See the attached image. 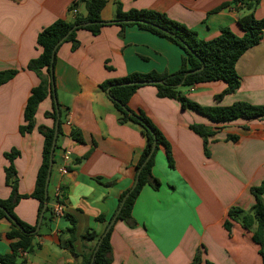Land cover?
I'll list each match as a JSON object with an SVG mask.
<instances>
[{
  "label": "crops",
  "instance_id": "crops-1",
  "mask_svg": "<svg viewBox=\"0 0 264 264\" xmlns=\"http://www.w3.org/2000/svg\"><path fill=\"white\" fill-rule=\"evenodd\" d=\"M104 1L101 20L109 24L96 36L78 30L79 46L74 51L71 42L59 46L54 96L51 93L39 104L34 130L21 135L19 126L26 101L39 84L37 76L26 69L28 62L40 54L37 35L58 19L71 22L77 13L86 12L83 2L78 4L76 14L70 11L76 0H0V71L17 70L14 78L0 87V199L10 196L4 153L16 149L18 192L26 198L19 201L14 214L29 226L37 227L40 219L39 203L31 198L42 162L43 137L38 128L55 126L45 116L53 112L55 103L66 117L47 187L52 200L64 188V194H60L62 216L42 218L31 251L21 256L25 264H79L80 256L95 246V242H84L81 237L91 231L102 235L106 228L95 219H111L121 196L134 184L135 163L145 139L138 126L118 123V112L99 85L132 73H174L181 66L183 52L171 42L136 27L121 32L112 24L117 4L123 11L163 13L196 32L203 41L216 38L222 29L238 37L243 35L237 19L244 11L237 12L233 6L216 11L232 0ZM254 16L264 18V0L255 8ZM235 71L239 88L220 100L215 96L226 88L221 81L181 87L179 91L201 107H229L237 102L264 105V31L261 42L237 61ZM128 107L142 110L163 133L171 147L174 167H168L165 152L159 148L152 174L160 186L153 190L146 185L141 190L132 210L134 228L123 221L113 222L111 264H190L199 249L200 264H264L259 246L252 240L256 224L246 214L255 204L250 189L264 181V120L214 123L192 110H183L175 100L158 98L152 86L139 88ZM193 124L215 130L208 140L209 157L204 154L202 139L189 128ZM71 130L81 133L83 143L71 140ZM65 151L70 153L67 163L62 161ZM107 183L111 185H104ZM231 208L245 214L230 221L227 231L224 222ZM245 215L253 223L251 231L242 226ZM67 216L75 220L72 248L79 258L67 248ZM9 228L10 223L1 219L0 255L10 253L11 241L6 238Z\"/></svg>",
  "mask_w": 264,
  "mask_h": 264
},
{
  "label": "trees",
  "instance_id": "trees-1",
  "mask_svg": "<svg viewBox=\"0 0 264 264\" xmlns=\"http://www.w3.org/2000/svg\"><path fill=\"white\" fill-rule=\"evenodd\" d=\"M261 0H232L231 3L221 5L217 10L233 6V9L244 11L239 15L237 23L243 32L241 37L233 34L229 29H222L220 34L209 41L200 40L196 32L188 29L181 23L175 22L163 13L150 10H129L123 11L121 5L117 4L115 19L112 24H116L123 32L126 28L136 27L146 31L156 37L163 38L183 52L180 68L174 73H132L124 78L108 80L99 85V89L105 93L118 112V123H127L138 126L140 133L145 139V144L135 163L137 182L120 198V205L113 217L117 221H123L129 228H134L136 222L132 216L133 206L144 186L148 185L153 190H157L160 182L152 174L155 153L159 148L165 152L167 164L170 169L174 167L171 147L163 133L142 111H132L128 107L129 100L135 92L145 86H152L157 91V97L161 99H171L177 101L183 110H192L203 115L214 123H227L237 119H260L264 120V105L254 106L245 102H237L229 107H201L195 102L184 97L179 89L181 87L190 88L198 84L221 81L226 85L224 91L215 96L220 100L225 95L233 94L240 86V79L235 71V64L250 48L257 46L264 31V18L258 20L254 16V10ZM80 2L84 3L85 14H76L71 22L58 19L50 26L43 28L37 35L36 45L40 49L37 58L30 60L26 66L28 71L33 72L39 79V84L34 87L26 101L23 110V123L19 126L21 135L30 134L35 128V114L39 104L52 93V81L54 83V66L56 54L59 46L63 42H71L72 50L79 46L76 40V32L85 30L96 36L101 29L109 24L101 20V12L105 6L104 0H76L70 7V11L76 10ZM110 23V24H111ZM200 69V70H199ZM17 70L8 69L0 71V87L14 78ZM142 82H160L159 84L144 85ZM46 117L57 122V138L55 149L52 151V143L55 133V126L51 129L39 127L38 131L43 137L42 162L38 169L34 191L31 198L39 203L38 219L43 214L49 220L55 219L54 206L63 205L60 194H64V188L52 200L45 198L46 182L50 171V161L55 164L57 150L60 149L58 141L64 135L63 126L65 116L59 108H54L52 113H46ZM190 130L203 141L205 156L209 157L208 140L215 135V130L211 127L193 124ZM70 138L74 142L83 143L82 135L77 130L70 131ZM236 140L235 137H228ZM19 156V151L12 149L4 153V158L8 165L4 169L5 183L10 188L9 198L0 199V220L6 219L10 223L6 238L11 241L10 253L0 255V264H25V258H21L20 252L29 253L32 249V241L35 236V226H29L20 221L14 214V208L25 196L18 192V178L14 167V160ZM88 154L83 157L85 159ZM52 169V168H51ZM135 183V181H134ZM106 186L110 183L104 184ZM254 197L255 204L246 213L252 217V222L256 224L252 230V222L248 221L247 215L241 218L243 228L252 232V240L259 246V253L264 261V181L257 187L250 189ZM45 204L47 207L44 209ZM244 211L238 208H231L227 212V220L224 227L227 231L231 228L230 221H237ZM104 216L97 217L95 222L103 224L105 228L112 221ZM67 219L70 222L69 238L66 241L68 250L76 258H79L73 251V234L75 220L72 217ZM113 225L100 241L101 235L94 231L87 232L81 237L84 242H95V246L80 256L79 264H90L94 251L95 256L92 264H111L113 260L110 244V235ZM19 258H21L20 261ZM201 263V250H197L190 264Z\"/></svg>",
  "mask_w": 264,
  "mask_h": 264
},
{
  "label": "water",
  "instance_id": "water-1",
  "mask_svg": "<svg viewBox=\"0 0 264 264\" xmlns=\"http://www.w3.org/2000/svg\"><path fill=\"white\" fill-rule=\"evenodd\" d=\"M200 70V69H199ZM160 82H142V84H144V85H156V84H159ZM52 95L54 96V83H53V81H52ZM55 107H56V109L58 108V105H57V103H55ZM56 138H57V122H56V124H55V133H54V138H53V143H52V151L55 149V144H56ZM52 166H53V163H52V160L50 161V171H49V175H48V178H47V182H46V193H45V198H47L48 197V194H47V187H48V183H49V178H50V174H51V168H52ZM136 182H137V179L135 180V183H134V186H135V184H136ZM47 207V205L45 204V206H44V209ZM42 217H43V214L41 215V217H40V219H39V223H38V226L36 227V229H35V231H34V233H36L37 232V230H38V227H39V225H40V223H41V221H42ZM115 221V217L112 219V221L109 223V225L106 227V229H105V231H104V233L101 235V237H100V241L102 240V238H104V236L106 235V233L109 231V229H110V227L112 226V224H113V222ZM96 250H97V247H96ZM96 250L94 251V253H93V255H92V258H91V261H90V264H92L93 263V260H94V256H95V252H96Z\"/></svg>",
  "mask_w": 264,
  "mask_h": 264
},
{
  "label": "built area",
  "instance_id": "built-area-1",
  "mask_svg": "<svg viewBox=\"0 0 264 264\" xmlns=\"http://www.w3.org/2000/svg\"><path fill=\"white\" fill-rule=\"evenodd\" d=\"M72 13L73 14H76V10L72 11ZM69 160H70V153L67 152V151H65L62 154V161L64 163H67ZM62 171L63 172H66V169L65 168H62ZM57 195H58V193H57ZM57 195H56V197H57ZM54 215H55V217L62 216V206L61 205H55L54 206ZM20 255L24 257L26 255V253L25 252H20Z\"/></svg>",
  "mask_w": 264,
  "mask_h": 264
}]
</instances>
